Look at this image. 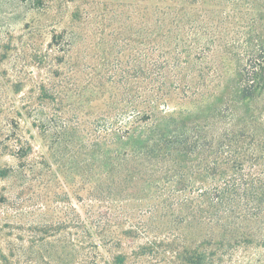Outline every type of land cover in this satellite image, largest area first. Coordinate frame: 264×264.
Returning <instances> with one entry per match:
<instances>
[{"label":"trees","instance_id":"1","mask_svg":"<svg viewBox=\"0 0 264 264\" xmlns=\"http://www.w3.org/2000/svg\"><path fill=\"white\" fill-rule=\"evenodd\" d=\"M136 15L98 65L71 56L74 31L54 34L44 59L24 44L14 81L0 69V115L8 88L31 81L37 96L0 121L2 151L29 157L25 114L41 143L73 153L89 185L94 264H127L120 250L136 239L146 242L133 264H203L214 245H264V0H141ZM2 26L0 64L14 37ZM31 63H47V80Z\"/></svg>","mask_w":264,"mask_h":264},{"label":"rangeland","instance_id":"2","mask_svg":"<svg viewBox=\"0 0 264 264\" xmlns=\"http://www.w3.org/2000/svg\"><path fill=\"white\" fill-rule=\"evenodd\" d=\"M140 1L9 0L0 9V24L4 25L2 31L10 28L4 20L15 26L10 28L13 47L0 69L14 81L12 68L24 44L35 45L37 51L33 53L44 59L52 36L63 31L80 34L71 54L73 58L80 56L85 62L98 65L104 55V43L113 39L127 16L136 19ZM14 8L16 13L9 15ZM3 11L8 14L5 16ZM97 44L100 45L98 50L93 48ZM32 64L28 70L33 71L35 80H47V63L39 69V65ZM33 85L27 81L17 89L4 91L2 96L6 100L0 121L14 117L15 107L20 106L23 99L33 100L37 96ZM18 89L21 91L17 92ZM16 118L20 120L22 134L33 135L34 139L29 157L21 162L0 146V170L10 166L16 171L10 178L0 177V264H94L93 238L89 233V185L78 173L71 159L73 153L63 149L51 151L47 144L41 143L36 128L25 114ZM19 165H24V169ZM23 170L26 174H21ZM129 242L120 251L128 255L127 264H133L132 250L144 245L146 240ZM102 262L103 259L97 264ZM140 262L165 264L160 257L149 256L140 258ZM203 264H264V245L256 242L214 245L209 247Z\"/></svg>","mask_w":264,"mask_h":264}]
</instances>
